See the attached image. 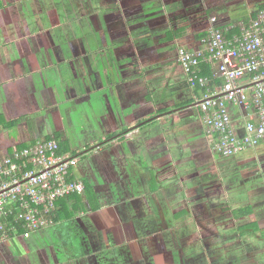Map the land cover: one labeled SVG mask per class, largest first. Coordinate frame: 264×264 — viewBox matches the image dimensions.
Wrapping results in <instances>:
<instances>
[{"label":"crops","instance_id":"0c3cea01","mask_svg":"<svg viewBox=\"0 0 264 264\" xmlns=\"http://www.w3.org/2000/svg\"><path fill=\"white\" fill-rule=\"evenodd\" d=\"M262 5L0 0V162L59 137L92 190L53 226L0 242V264H264V141L215 154L176 60Z\"/></svg>","mask_w":264,"mask_h":264},{"label":"built area","instance_id":"2783aa9c","mask_svg":"<svg viewBox=\"0 0 264 264\" xmlns=\"http://www.w3.org/2000/svg\"><path fill=\"white\" fill-rule=\"evenodd\" d=\"M226 33L209 29L201 50L180 47L176 60L191 89L201 91L199 110L206 134L213 136V152L232 157L264 141V9L238 33L228 38ZM204 58L215 69L211 76L198 73ZM231 109L243 123V136L233 129ZM75 163L59 152L54 138L12 148L0 162V242L18 232L29 238L56 223L58 201L84 191L82 181L66 176Z\"/></svg>","mask_w":264,"mask_h":264},{"label":"trees","instance_id":"16d2710c","mask_svg":"<svg viewBox=\"0 0 264 264\" xmlns=\"http://www.w3.org/2000/svg\"><path fill=\"white\" fill-rule=\"evenodd\" d=\"M261 9H264V5H262V6H260L258 9H256L255 10V12H254V14L252 15V18H255V16H256V14L258 13V11L259 10H261ZM233 34H235V33H226V35H225V37L226 38H228V37H231ZM201 71H202V75L203 76H211L210 75V72H209V69H208V67H206V66H201ZM197 89H198V87H197ZM198 91H200L199 89H198ZM45 139H50V138H45ZM60 138L59 137H57V139H55L58 143H59V152L61 153V154H65L66 153V149L67 148H63L62 147V145L60 144L61 142H60V140H59ZM262 143V142H261ZM32 144V143H31ZM25 146H20V147H18L19 149H21V148H24ZM67 179L69 180V181H72V180H74V178H73V175H72V173H71V168L68 170V172H67ZM84 184V191H83V193H82V196H87L88 194H90L89 192H91V194H92V190H91V188L87 185V184H85V183H83ZM81 195V194H80ZM82 196H79V195H77V194H74V195H72V196H70V197H67V198H64V199H60L59 201H58V203H57V210H56V218L57 219H59V218H61V217H63V216H67L70 212H71V210H68V208H67V206H66V203H70V202H72V201H78L79 203H83V200H82ZM91 196V195H90ZM75 209V208H74ZM80 209H84L82 206H81V204H80V206H79V209L78 210H80ZM92 209H94V208H92ZM78 210H76V211H78ZM75 211V210H74Z\"/></svg>","mask_w":264,"mask_h":264},{"label":"rangeland","instance_id":"374dc122","mask_svg":"<svg viewBox=\"0 0 264 264\" xmlns=\"http://www.w3.org/2000/svg\"><path fill=\"white\" fill-rule=\"evenodd\" d=\"M65 144H66V142H65ZM245 173H246V172H245ZM245 173H244V174H245ZM196 258H197V259H204V260H206L205 258H200L199 256H197ZM211 259H215V255L212 256Z\"/></svg>","mask_w":264,"mask_h":264}]
</instances>
